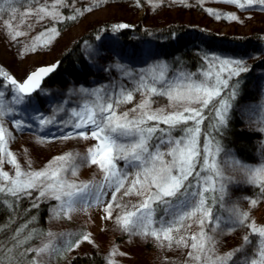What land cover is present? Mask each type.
<instances>
[{"label": "snow or ice", "instance_id": "6c2138e0", "mask_svg": "<svg viewBox=\"0 0 264 264\" xmlns=\"http://www.w3.org/2000/svg\"><path fill=\"white\" fill-rule=\"evenodd\" d=\"M75 2L15 0L24 9L20 12L14 0H2L7 7H0V13L6 12L10 17L3 20V26L10 39L19 43V38L28 34L19 30L20 27L31 30L34 26L27 24L26 18L42 25L43 30L23 46L21 55L35 53L49 47L60 35L57 25L91 13L104 0H92L84 8H76ZM134 2L139 6L140 0ZM179 2L185 3V0ZM204 2L198 0L201 6ZM224 2L239 9L264 11V0ZM148 3L155 9L163 0H148ZM66 8L71 10L70 15L63 14ZM206 11L216 19H221L222 15L233 21L239 19L235 13ZM17 18L19 24L15 23ZM45 21L51 26L45 25ZM127 27L129 25L121 23L113 29ZM204 59L207 67L199 77L196 73L180 72L175 79L168 77L167 65L163 63L138 74L118 65L125 76L134 80V88L124 85L71 88L68 99L57 103L47 116L40 112L33 93L47 95L41 83L57 65L38 67L22 82L0 69V197H11L18 202L23 197L33 198L32 193L37 192L32 207H38L35 201L53 199L58 202L53 210L54 218L71 219L75 212L88 213L96 208L103 213L102 220L112 221L117 230L129 237L153 240L160 248L189 249L185 264L188 261L193 264H264V223L258 224L252 216L253 210L264 204V161L247 164L226 152L217 139L227 127L232 101L238 95L240 81L237 79L233 84L230 81L250 69L243 58L205 54ZM136 93L141 95V101L127 111H120L121 105L133 102ZM159 96L167 97L172 111L152 107L156 102L154 97ZM68 103L76 106L68 109L65 107ZM58 113H64L67 118L61 117L58 121ZM246 113L259 117L262 126L258 130L264 132V105L250 106ZM17 115L19 119L15 118ZM9 116L13 117L11 122L17 130L32 128L33 123L40 129L59 124L62 134L55 139L94 140L95 144L82 153L66 152L53 157L39 170L32 168L28 159L25 168L9 147L14 139L4 119ZM206 120L207 130L203 128ZM177 129L181 134L174 136ZM47 142L50 141L45 136L36 137L37 144ZM259 151L264 153V142ZM118 161H123L124 167H120ZM5 163L12 166L14 174L3 170ZM93 165L100 173L98 180L69 179V175L78 176L80 167ZM228 170L234 175L226 174ZM239 184L256 190L253 196L243 197L247 208L231 202L230 186ZM217 206L222 213L213 211ZM193 225L198 231H190ZM240 229L246 230L241 245L218 254L216 237ZM4 231L5 227L0 225V232ZM58 235L59 244L57 234L36 233L27 223L23 224L7 242L0 241V264L5 261L7 264H42L45 255H63L84 242L94 244L89 232H81L79 236ZM39 236H46V240L38 247L28 245ZM124 255L113 245L103 264H119L116 257Z\"/></svg>", "mask_w": 264, "mask_h": 264}, {"label": "trees", "instance_id": "16d2710c", "mask_svg": "<svg viewBox=\"0 0 264 264\" xmlns=\"http://www.w3.org/2000/svg\"><path fill=\"white\" fill-rule=\"evenodd\" d=\"M71 2L72 0H69L70 4ZM154 2H157V0H154ZM91 3L92 0H76L75 7L84 8ZM228 7H231V5L225 3L224 0H205L203 6L198 3V0H185V3H180L179 0H163V3L155 9L148 3V0H140L139 6L134 0H104L101 6L94 8L91 13H85L75 21L69 20L66 23L57 25L60 35L53 43L49 47L41 48L37 52L29 54L33 55L32 58H36L35 62L37 64L59 60V67L45 81L43 87H58L60 91L69 88V85H72L73 88L94 89L97 86L96 82L100 83L99 85L108 87L121 85L125 81V75L118 65H123L131 71L142 66L150 68L156 65L153 60L167 64L170 70L180 67L185 70V73H196L199 77L200 73L205 71L207 67L208 62L204 59L205 54L212 56L219 51L230 52L235 57L244 60L253 57L254 62L252 65L264 67V26H260L263 22L262 19L258 22L259 24L251 26L248 30H232L228 26L225 32L219 29L216 32L201 22V20L204 22L205 19L207 21V18L214 17L206 9L220 10ZM107 8L110 13H112V8H117L115 9L117 11L120 9L121 12L116 15H109V12L106 13ZM128 8L134 9L136 11L134 13H138L139 9H144L149 13L151 11V14L140 16V20H137L136 15L133 14L130 15L131 18L126 20L124 16L130 12L126 10ZM255 9L262 13L258 8ZM19 10L20 12L24 11L23 7ZM62 11L65 16L71 14L70 9L66 8ZM97 13L104 14V16L93 20L95 18L92 19V17H96L93 15ZM2 15H4L2 16L4 19L0 21L2 27L0 32L9 41L3 26V20H8L10 17L6 12ZM197 17H200V19L198 20ZM15 23L19 24V18ZM26 23L34 26L31 30L26 26L20 27L19 30L28 34L20 37L19 43H30L32 38L43 30V26L35 23L32 18H26ZM44 23L51 26L49 21ZM121 23L129 25V27L119 30L113 29L114 25ZM149 23L151 25H148ZM75 25L81 26L79 36L71 31V28ZM234 25V28H236L237 24ZM74 33L77 37L73 36ZM87 41L94 44L96 51L85 49ZM254 73V71L249 70L230 81V84L235 83L237 79L240 81L238 95L232 101L227 127L222 129L221 134L217 136L225 150H232L235 156L247 164L262 162L259 158V153H261L259 142L264 138V132L258 130L262 125L254 117L247 115L244 110L246 106L255 108L259 104L257 92L250 88ZM62 95H64V92ZM141 99V95L138 94L132 103L123 105L120 111H127L139 103ZM154 100L156 102L152 105L153 107L159 104H162L161 106L165 108L170 106L167 97H154ZM73 105L74 103H68L65 107L68 108ZM59 116V118H67L64 113H60ZM207 125L208 121L206 120L203 125L206 130ZM161 127L165 126L161 124ZM180 134L179 129L173 132L174 136ZM201 142H203V137H201ZM227 174L234 175L231 170H228ZM242 189L244 192L247 189L252 190L253 187L245 184L244 186H241V184L230 186L231 202L247 208V203L240 193ZM49 203L42 201L36 209L32 207L33 204L29 199L25 204L22 201L19 202L17 208L21 212H26V215H21L22 219L37 212L38 222L43 224L48 215ZM26 204L28 206L27 211ZM261 205L264 206V204ZM255 210L252 212L253 218L255 217ZM213 211L223 212L222 209H219V206L214 208ZM4 214L5 210L0 206V221H3L1 219ZM245 232L246 230L240 229L230 234L227 233V243L229 245L242 243L241 238L245 235ZM70 261V264H103L104 259L101 254L96 252L76 255Z\"/></svg>", "mask_w": 264, "mask_h": 264}, {"label": "rangeland", "instance_id": "374dc122", "mask_svg": "<svg viewBox=\"0 0 264 264\" xmlns=\"http://www.w3.org/2000/svg\"><path fill=\"white\" fill-rule=\"evenodd\" d=\"M108 4V3H107ZM231 5V4H230ZM14 6L18 8H22L19 3H15L14 0ZM0 7H7L6 4L2 3V0H0ZM108 9V8H107ZM117 8H112L111 12H109V9L106 10V13L109 12V15H116L117 13L121 12L119 9L118 11L115 10ZM99 10V9H98ZM129 13H126V16H124V19L128 20L130 15L133 14L136 15L137 20H140V16L142 15H150L149 12H146L144 9H139L138 13H134V9H126ZM126 11V12H127ZM216 11L220 12L221 14H227V13H235L239 19L238 20H231V19H216L215 16L212 18H207L208 20L203 22V25L208 26L210 29L215 30L216 32L219 30H222L225 32L227 27L231 28L232 30H238V29H244L248 30L251 26L259 24L258 22L261 21L262 23L260 26H264V11L262 13L256 11L255 8L250 9H239L234 5H231V7H228L227 9H220ZM123 12V11H122ZM136 12V11H135ZM131 13V14H130ZM0 13V17L4 16ZM98 14V13H97ZM93 15L96 17L93 20H96V18L100 19L104 16V14L99 13L98 15ZM121 15V13H120ZM201 16V14H199ZM87 16V15H86ZM101 16V17H100ZM212 16V15H211ZM140 17V18H139ZM198 20L200 17H197ZM4 18H0V21ZM97 19V20H98ZM122 19V18H120ZM136 20V21H137ZM135 21V20H134ZM208 22V23H207ZM237 24L236 28L234 24ZM227 26H226V25ZM148 25H151L150 23ZM0 28H2L0 26ZM80 25H75V27L71 28L72 32L77 33V35H80ZM5 29V28H4ZM264 29V27H263ZM6 30V29H5ZM78 31V32H77ZM7 34V32L5 31ZM75 33L73 34L74 37ZM4 34L2 35L0 32V69H3L4 71L8 72L10 75L15 76V78H18L19 80H22L25 78V76L32 71L34 68H36L37 64L35 62L36 58H32L33 55H30L29 53L21 55V48L25 44H28L26 42L17 43L10 39L9 36L7 39L5 38ZM88 42V43H87ZM85 44L86 50H94L96 51L94 44L92 42L87 41ZM214 55H219L223 57H235L232 53H225V52H218L214 53ZM237 58V57H236ZM156 62V64L162 63L158 60H153ZM247 62V65L249 66V69L254 71L253 79L250 83V88L254 89L257 92L259 104L258 105H264V67H256L255 65H252L253 57L249 60H245ZM51 61H45L44 63H50ZM167 65V64H166ZM146 66L138 67L135 70H131L134 74L140 73L142 70H148ZM183 72L185 73V70H183L180 67H176L175 69L169 68L167 65V73L168 77L170 79H175L177 77V74ZM100 83L96 82V88L105 86V85H99ZM128 89H132L135 87L134 80L132 78H129L128 76H125V81L123 84ZM73 88L72 85H69V88H64L63 91H60L58 87H43L45 89L47 95L41 94V93H35L33 97L35 98V102L40 110V112L44 113V115H51L52 109L55 107L57 103H59V100H67L68 99V93L69 89ZM93 89V88H92ZM64 92V95H62ZM139 93L135 94L138 96ZM63 97V98H62ZM61 98V99H60ZM76 98H74L75 100ZM135 102V101H134ZM158 104V103H157ZM162 104L155 105L153 108H165L161 106ZM74 104L72 107H75ZM123 105H121L120 109ZM69 106L68 108H72ZM119 109V110H120ZM167 111H172L173 108L170 105L169 107L165 108ZM249 109L248 106L245 107V111ZM207 114V113H206ZM60 113L57 114V120H60ZM16 119H19L20 116L17 115L15 117ZM255 120L259 123V117H254ZM5 122L7 124V127L12 132L14 139L11 141L9 147L10 150L17 156V159L19 160V163L21 166L27 168L26 161L28 159L31 160V166L34 169H42L45 167V165L48 164L49 161L53 159V157L59 156L66 152H84L88 147H91L93 144H95L94 140H59L55 139L54 137H57L62 134V130L59 127V124L57 125H51L48 126L45 129H40L37 125L33 123L32 128L24 129L23 131L17 130L13 127L12 119L13 117H5ZM32 123L31 121H29ZM64 132L71 131V129H63ZM38 136H45L50 142L43 143V144H37L36 143V137ZM261 142H264V138L259 142V146L261 145ZM203 143V142H201ZM226 152H232V150H225ZM27 153V155H26ZM259 158L261 161H264V153H259ZM224 154H221V158H223ZM118 164L120 167H124L123 161H118ZM3 170L8 171L10 175L14 174V170L11 165L5 163L3 165ZM227 174V173H226ZM93 178L99 179L100 173L98 172L96 166H82L79 169L78 176L73 178L69 175V179H76L78 181H89ZM241 186H244V184H241ZM240 187V186H239ZM248 187V186H247ZM252 187V186H249ZM256 190L253 188L247 189L243 192V189L240 191L241 196H252L255 194ZM38 195L37 192L32 193V197L35 198ZM33 198L29 197H23L18 202H14L11 197L3 198L0 197V206L2 209L5 210V214L2 215L3 221H0V225H3L6 229L4 232H0V241L7 242L9 238L12 236L14 230L23 224L27 223L29 226V229L35 230L36 233H48L51 232L53 234H57V244L60 243L59 235L61 233H73L76 234V236H79L81 232H89L92 234V239L94 240V244H90L88 242H84L80 245L79 248L74 249L71 252H66L63 255H57L49 257L45 255L42 257V264H70V260L74 258L76 255H85V253L92 254V253H99L101 254L102 258L107 255L108 251L112 248L113 245H117L119 247V250L126 255L124 256H117L116 259L119 261V264H185L186 260V253L189 251V249H167V248H160L156 245V242L153 240H144L139 237H129L126 233H122L119 230L115 228V225L112 221H105L101 219V216L103 215L102 212H100L96 208H92L89 210L88 213L83 212H75L72 214L71 219H67L64 217L61 218H54L53 217V210L57 207L58 202L53 199H43L39 201H35L36 203H41L42 201L50 202L49 203V210L47 211L48 215L45 218L44 223L38 222L37 218V212H34L31 216H26L25 218L21 217V215H26V212L19 210L17 206L19 205V202H23L25 204L26 201L29 199L31 200L32 204L34 202ZM16 203V204H15ZM37 209V207H35ZM28 210V206L26 204V211ZM255 219L260 223H264V206L260 205L255 211H254ZM191 232L198 231V228L193 225ZM216 239L219 241L216 251L218 254H224L237 246L241 245V243H237L235 245L231 244L229 245L227 243L228 241V234L217 236ZM46 240V236H39L34 237L32 240L28 242V245L32 247H38L42 241ZM253 240L255 241V237H253ZM250 251V249H249ZM34 255V254H31ZM190 262V263H189ZM189 264H193L192 261H188ZM5 264H7V261H5Z\"/></svg>", "mask_w": 264, "mask_h": 264}, {"label": "water", "instance_id": "95a60500", "mask_svg": "<svg viewBox=\"0 0 264 264\" xmlns=\"http://www.w3.org/2000/svg\"><path fill=\"white\" fill-rule=\"evenodd\" d=\"M58 64H59V61H58V60H55L53 63L50 62V63L40 64V65H37V67L34 68L32 71L36 70L38 67H41V66H52V65H57L56 68L54 69V71L52 72V73H54L55 70L59 67ZM32 71H30V72H32ZM30 72H29V73H30ZM29 73H28V74H29ZM52 73H50L48 76H46V77L43 79V81H42V83H41V87L44 85V82L47 80L48 77H50V75H51ZM28 74H27V75H28ZM27 75H26V76H27ZM12 76H13V75H12ZM26 76H25V78H26ZM13 77H14V76H13ZM14 78H15V77H14ZM25 78H24V79H25ZM16 79H17L18 81H21V82L24 80V79L19 80L18 78H16ZM33 94H34V93H33Z\"/></svg>", "mask_w": 264, "mask_h": 264}]
</instances>
